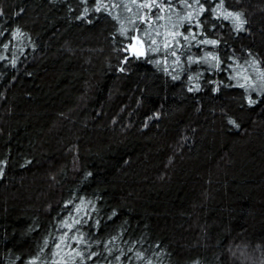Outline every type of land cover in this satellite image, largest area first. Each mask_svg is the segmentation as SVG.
<instances>
[{"label": "trees", "instance_id": "obj_1", "mask_svg": "<svg viewBox=\"0 0 264 264\" xmlns=\"http://www.w3.org/2000/svg\"><path fill=\"white\" fill-rule=\"evenodd\" d=\"M34 260L264 264V0H0V264Z\"/></svg>", "mask_w": 264, "mask_h": 264}, {"label": "snow or ice", "instance_id": "obj_2", "mask_svg": "<svg viewBox=\"0 0 264 264\" xmlns=\"http://www.w3.org/2000/svg\"><path fill=\"white\" fill-rule=\"evenodd\" d=\"M151 5H141V7H150ZM201 11H203V9H201ZM229 15H231V14H229ZM237 19H238V17H237ZM207 43H212V44H215L216 43V41H207ZM213 59H215L214 57H213ZM249 103H254V101H249ZM234 123V122H233ZM67 227H71V225H66ZM64 237H61V242H63L64 241ZM56 248L57 249H59L60 248V244H56ZM56 255L58 256L59 255V252H57L56 253ZM77 255H80V253H77ZM32 264H36V261L34 260V261H32ZM54 264H62V262L60 261V260H56L55 262H54ZM65 264H66V262H65ZM149 264H150V262H149Z\"/></svg>", "mask_w": 264, "mask_h": 264}, {"label": "water", "instance_id": "obj_3", "mask_svg": "<svg viewBox=\"0 0 264 264\" xmlns=\"http://www.w3.org/2000/svg\"><path fill=\"white\" fill-rule=\"evenodd\" d=\"M135 44H140V43H135ZM131 49L132 50H137L138 51L137 54H139V55L143 54V50H141L140 45L131 46Z\"/></svg>", "mask_w": 264, "mask_h": 264}, {"label": "rangeland", "instance_id": "obj_4", "mask_svg": "<svg viewBox=\"0 0 264 264\" xmlns=\"http://www.w3.org/2000/svg\"><path fill=\"white\" fill-rule=\"evenodd\" d=\"M134 45H140L141 50H143L141 44H135V43H132V44H129V51H130L131 53L137 54V52H138L137 50H132V49H131V46H134ZM137 55H139V54H137ZM141 55H142V54H141Z\"/></svg>", "mask_w": 264, "mask_h": 264}]
</instances>
